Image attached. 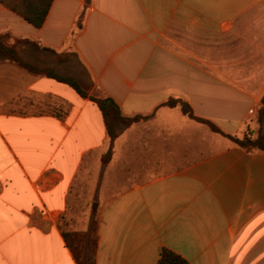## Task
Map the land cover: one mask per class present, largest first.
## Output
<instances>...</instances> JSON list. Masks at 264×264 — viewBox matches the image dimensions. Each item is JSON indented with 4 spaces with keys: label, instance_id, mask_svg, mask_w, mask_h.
I'll return each mask as SVG.
<instances>
[{
    "label": "crops",
    "instance_id": "0c3cea01",
    "mask_svg": "<svg viewBox=\"0 0 264 264\" xmlns=\"http://www.w3.org/2000/svg\"><path fill=\"white\" fill-rule=\"evenodd\" d=\"M0 34L89 88L0 56V264H76L62 222L78 198L98 212L96 264H157L164 249L264 264V152L164 105L231 135L264 128V0H53L39 28L0 4ZM91 96L147 117L107 163Z\"/></svg>",
    "mask_w": 264,
    "mask_h": 264
},
{
    "label": "trees",
    "instance_id": "16d2710c",
    "mask_svg": "<svg viewBox=\"0 0 264 264\" xmlns=\"http://www.w3.org/2000/svg\"><path fill=\"white\" fill-rule=\"evenodd\" d=\"M53 0H0V4L7 7L24 20L39 28L44 24L49 9ZM11 36L9 34H0V56L15 63L21 68L32 71L36 74L53 78L59 82L68 84L80 96L86 98L89 96V90L85 89L80 81L77 79L64 76L57 73L53 68L42 67L31 63L24 59L19 52L20 43H31L29 40H20L8 43ZM60 61L70 59V55H58ZM100 109L106 133L109 140L108 150L103 156L104 163L110 161L114 143L123 131L124 126L132 125L135 122L144 120L146 116H125L118 103L111 97L96 98L90 97ZM164 105L168 107H179L182 113L189 118L207 124L213 132H216L236 145L240 146L247 151H262L264 152V128L261 127L257 135H253L250 130H244L238 134L231 135L222 131L213 122L198 117L191 106L180 98H171ZM95 228L89 229L86 232L64 231L63 236L67 246L70 248L76 264H96V249L98 243L97 229H98V212L96 213ZM157 264H188V262L180 255L171 250L164 249Z\"/></svg>",
    "mask_w": 264,
    "mask_h": 264
},
{
    "label": "rangeland",
    "instance_id": "374dc122",
    "mask_svg": "<svg viewBox=\"0 0 264 264\" xmlns=\"http://www.w3.org/2000/svg\"><path fill=\"white\" fill-rule=\"evenodd\" d=\"M8 41H9L8 43L12 42V36ZM70 59H71V57H70ZM70 59H68V60H70ZM68 60H65V61H68ZM81 84L84 86L85 89L89 90V88H87L83 83H81ZM46 109L47 108L45 107L44 109L41 108L40 110H46ZM217 137H218V143H220L219 141L221 138H219V136H217ZM219 146H220V144H218V147ZM98 196H100V195H98ZM95 204H97V202ZM95 207H96V205H94L92 202H90V200L78 198V200L75 201L73 206L71 207L68 216L66 215L63 222H62V224L64 226L63 230L64 231H76V232H86L89 229L94 230L95 222L97 220L96 219L97 211L95 210Z\"/></svg>",
    "mask_w": 264,
    "mask_h": 264
}]
</instances>
